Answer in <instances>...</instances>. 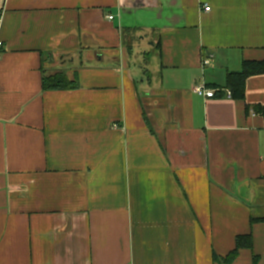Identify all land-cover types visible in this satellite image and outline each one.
<instances>
[{
	"label": "crops",
	"instance_id": "1",
	"mask_svg": "<svg viewBox=\"0 0 264 264\" xmlns=\"http://www.w3.org/2000/svg\"><path fill=\"white\" fill-rule=\"evenodd\" d=\"M0 16V264H264V75L226 88L264 61V0ZM56 73L75 88L45 91Z\"/></svg>",
	"mask_w": 264,
	"mask_h": 264
},
{
	"label": "trees",
	"instance_id": "2",
	"mask_svg": "<svg viewBox=\"0 0 264 264\" xmlns=\"http://www.w3.org/2000/svg\"><path fill=\"white\" fill-rule=\"evenodd\" d=\"M243 69L236 73H229L227 75V90L230 91L231 96L235 100H245V91H246V85L247 80L251 76L256 75H264V61H249L244 62ZM75 88V85L70 81L68 76H66L64 73H56L51 77H46L44 79L43 89L45 91H53V90H68ZM254 109L258 111L259 113L264 112V108L261 106H254ZM246 237L238 239L237 243V249L235 251H238L241 248H244V246H251V237L247 238V243L244 242ZM237 252L230 255V258L233 257Z\"/></svg>",
	"mask_w": 264,
	"mask_h": 264
},
{
	"label": "built area",
	"instance_id": "3",
	"mask_svg": "<svg viewBox=\"0 0 264 264\" xmlns=\"http://www.w3.org/2000/svg\"><path fill=\"white\" fill-rule=\"evenodd\" d=\"M204 11H210L211 7L209 5H205L203 8ZM109 19L113 20L114 17L113 16H108ZM1 18V16H0ZM2 45V42H0V46ZM211 63V57L207 58L203 61V66L207 67V65H209ZM195 92H197L199 95L209 98V97H214L215 96V91L211 90V89H206L205 87H196L195 88ZM229 95H231V93H229Z\"/></svg>",
	"mask_w": 264,
	"mask_h": 264
},
{
	"label": "rangeland",
	"instance_id": "4",
	"mask_svg": "<svg viewBox=\"0 0 264 264\" xmlns=\"http://www.w3.org/2000/svg\"><path fill=\"white\" fill-rule=\"evenodd\" d=\"M142 55H143V53H141V55L138 53V54H137V58L142 59V58H141Z\"/></svg>",
	"mask_w": 264,
	"mask_h": 264
}]
</instances>
